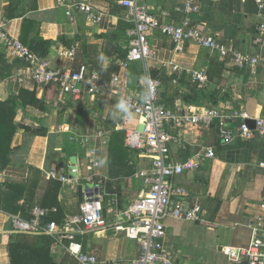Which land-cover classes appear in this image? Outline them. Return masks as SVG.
Instances as JSON below:
<instances>
[{
	"label": "crops",
	"instance_id": "crops-1",
	"mask_svg": "<svg viewBox=\"0 0 264 264\" xmlns=\"http://www.w3.org/2000/svg\"><path fill=\"white\" fill-rule=\"evenodd\" d=\"M86 1L107 10L100 23H89L80 14L71 22L61 0H0L4 18L7 19V10L15 16L6 20L4 31L32 53L34 39L51 41L49 54L42 59L54 68L77 72L88 66L102 82L109 83L114 74L121 72L120 62L130 48L126 34L133 24L119 4L121 0ZM144 1L153 12H169V22L176 24L186 17L177 8L190 0ZM198 5L199 12L190 15L194 23L222 44L234 45L247 57L260 61L242 69L192 43L177 52L172 40L153 33L152 58L129 68L126 84H120L114 93L92 97L83 87L78 99L71 97L59 103L54 87L18 81L17 63L25 62L12 60L0 39V124L15 127L10 153L0 154V264H11L9 244L17 235L13 217L30 221L34 210L51 208L57 209L53 217L63 214L62 223L80 215L77 193H66L63 186L59 198L62 211L47 202L52 184L59 182L50 173L86 162L85 149L70 141L71 132L88 137L90 147L101 160V177L92 190L105 195L109 217L114 210L136 200L145 189L139 173L150 169L151 158L126 144L127 135L140 130L142 124L135 117L125 118L117 105L120 97L143 95L145 79L152 77L153 72H159L161 80L172 79L160 87L162 100L172 108L191 109L200 115L204 109L227 105V113L233 117L229 127L233 128L244 122L243 113L251 118L260 115L264 108V39L258 42L262 38L258 28L264 23V8H259L255 0H198ZM75 43L78 47L74 59L65 57L63 53ZM163 63L172 68L164 69ZM195 72L207 74L206 87L194 80ZM194 88L207 95L201 97L199 93L196 102L188 103L184 96ZM100 132L104 138L98 136ZM170 132L179 138V143L170 145L173 160L184 162L207 148L215 151L216 158L175 180L179 188L187 191L188 205L199 204L203 214L200 222L168 220L167 244L183 264H235L228 261L222 249L248 246L252 225L264 217V139L256 136L223 146L217 122L210 128L180 127ZM114 133L124 137V145L123 152L111 160ZM77 241L84 254L98 258V264H129L140 254L135 241L109 231L84 233ZM67 244L52 239L51 258L55 264H80L67 252Z\"/></svg>",
	"mask_w": 264,
	"mask_h": 264
},
{
	"label": "built area",
	"instance_id": "built-area-1",
	"mask_svg": "<svg viewBox=\"0 0 264 264\" xmlns=\"http://www.w3.org/2000/svg\"><path fill=\"white\" fill-rule=\"evenodd\" d=\"M259 8H264V0H255ZM119 4L126 10L132 28L127 31L130 39V48L127 56L120 62L121 72L112 76L111 82L104 83L99 74L88 66H82L77 72L69 69L54 68L46 59L38 58L19 41L9 37L4 31L6 19L0 13V39L7 46L8 55L12 60L21 59L28 65L19 67L17 79L20 83L32 82L39 87H54L59 103L68 98L78 99L82 88L85 87L92 97L104 92L114 93L120 84H126V73L134 64L146 62L152 58L151 36L158 33L167 37L176 44V51L181 52L187 43L195 44L207 49L211 54H217L220 59H229L240 68L254 66L260 58L247 57L234 45L222 44L217 38L201 29L190 18L191 14L199 12L198 0H190L180 5L177 11L186 14L179 23L169 22L170 13L167 11L153 12L144 0H121ZM61 7L65 8L66 15L71 22L80 14L87 22L98 24L107 14L106 9H98L86 0H61ZM262 43L264 39V23L258 28ZM78 44H73L63 55L74 59ZM172 65L163 63L164 69ZM194 80L203 87L208 83L205 72H195ZM159 80L147 76L145 91L138 97H120L125 109L119 111L125 118H137L143 129L134 130L126 138V144L151 158L149 170H142L139 175L145 182V189L137 199L125 208H118L110 213L103 214L105 195L95 190L85 191L89 185L95 186L101 177L99 169L101 160L95 149L90 147V139L83 135L71 132L70 141L85 149L86 162L77 164L67 171H52L50 177L59 181L66 193H77L80 186L84 188V199L80 206L81 213L68 218L58 224L48 221L56 208L36 209L33 218L24 221L13 217L14 233L24 235H46L56 242L67 241V252L75 257L80 264H98L96 256L83 253L82 245L77 237L84 233H95L101 230L109 231L114 236H123L135 241L140 247L138 258L129 264H183L177 259L175 252L167 244L168 234L166 222L168 220L200 222L203 208L199 204L189 206L185 201L187 191L179 188L175 180L185 174L198 170L207 160L216 158L212 148L196 154L194 157L181 162L171 157L170 145L179 143L170 129L186 127L210 128L214 123L219 124V140L223 146L238 140H251L256 136L264 139V108L257 118H251L247 113L241 115L244 122L238 127H229L233 117L227 113L230 108L204 109L202 114H196L191 109L172 108L161 98ZM246 120L256 122L255 129L246 125ZM99 137L105 134L100 132ZM252 225V239L246 247L227 246L222 253L228 261L235 264H264V217H259Z\"/></svg>",
	"mask_w": 264,
	"mask_h": 264
},
{
	"label": "trees",
	"instance_id": "trees-1",
	"mask_svg": "<svg viewBox=\"0 0 264 264\" xmlns=\"http://www.w3.org/2000/svg\"><path fill=\"white\" fill-rule=\"evenodd\" d=\"M6 20H11L15 16L9 10L6 11ZM34 46L31 50L34 55L38 58H45L49 54V50L52 46L51 41H46L43 39L36 38L33 40ZM19 67L28 65L27 63L18 62ZM159 72H153L152 78L159 80L160 83H169L170 79L162 80L158 78ZM164 77V74H162ZM199 93L201 97H205L207 92L194 88L191 94L184 96L185 101L188 103L196 102L199 98ZM15 132L14 125H4L0 124V154L10 153L11 140ZM124 137L119 133H114L110 142V158L114 159L115 156L123 152ZM61 184L59 182H54L52 184L51 193L47 197V202H52V207H58V211H62L60 207V194L62 192ZM53 217V216H52ZM50 218L48 221H55L57 223H62L63 214H59ZM52 243V238L49 236H30L24 234H17L9 244V256L11 259V264H55L54 260L50 256V246Z\"/></svg>",
	"mask_w": 264,
	"mask_h": 264
},
{
	"label": "water",
	"instance_id": "water-1",
	"mask_svg": "<svg viewBox=\"0 0 264 264\" xmlns=\"http://www.w3.org/2000/svg\"><path fill=\"white\" fill-rule=\"evenodd\" d=\"M246 125L249 126L251 129H255V125H256V122L254 120H246L245 121ZM143 129V126L140 128V131H142ZM93 188L92 185H89L87 186L85 189V191H88V190H91ZM103 190V189H102ZM101 190V191H102ZM77 197H78V200L79 202L82 204L83 203V199H84V188L83 186H80L79 187V190L77 192ZM104 205V210H103V214L104 216L106 217V203L103 204Z\"/></svg>",
	"mask_w": 264,
	"mask_h": 264
},
{
	"label": "clouds",
	"instance_id": "clouds-1",
	"mask_svg": "<svg viewBox=\"0 0 264 264\" xmlns=\"http://www.w3.org/2000/svg\"><path fill=\"white\" fill-rule=\"evenodd\" d=\"M117 108L119 109H125V104L123 101H121L118 105H117ZM126 110V109H125Z\"/></svg>",
	"mask_w": 264,
	"mask_h": 264
}]
</instances>
